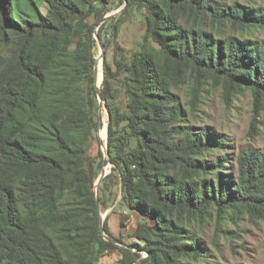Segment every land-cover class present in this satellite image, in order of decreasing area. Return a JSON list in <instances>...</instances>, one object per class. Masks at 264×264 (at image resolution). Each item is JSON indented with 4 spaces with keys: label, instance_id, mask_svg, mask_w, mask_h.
<instances>
[{
    "label": "trees",
    "instance_id": "1",
    "mask_svg": "<svg viewBox=\"0 0 264 264\" xmlns=\"http://www.w3.org/2000/svg\"><path fill=\"white\" fill-rule=\"evenodd\" d=\"M224 1L126 0L143 10V33L137 52L116 49L102 62L105 160L100 148L90 154L102 128L94 33L113 0H0V264H98L114 251L118 264L136 263L139 254L100 232V211L117 199L116 208L139 216L129 236L147 253L138 264L201 263L207 255L185 226L211 215L221 234L244 216L264 221V149L237 155L235 181L214 174L205 155L221 139L187 125L177 95L188 86L194 111L205 82L226 103L249 91L256 131L264 41L253 31L264 16ZM124 14L99 25L105 51L106 31L115 38ZM108 163L97 203L94 184ZM117 218L122 228L126 218ZM103 231L120 241L106 220Z\"/></svg>",
    "mask_w": 264,
    "mask_h": 264
},
{
    "label": "rangeland",
    "instance_id": "2",
    "mask_svg": "<svg viewBox=\"0 0 264 264\" xmlns=\"http://www.w3.org/2000/svg\"><path fill=\"white\" fill-rule=\"evenodd\" d=\"M232 3L241 4L248 10L258 9L261 15L264 16V0L224 1V5H231ZM110 8L112 11L106 16L117 19L124 11L125 14L122 16L115 38L111 37L110 30L106 31L108 40L106 51L103 48L102 41H96L94 53L96 63H98L100 81L102 78L100 68L103 62L102 58L105 57L109 62H112L116 49L123 50V53L131 56L138 51L143 33L142 9L136 5L128 7L127 2L119 5L118 0H113ZM41 11L46 12L45 5L41 6ZM98 28H95L96 32ZM253 38L257 41H264V28L254 30ZM177 95L180 99V105L185 111L186 124L191 126L194 131L206 127L211 134L221 139L222 146L216 152L205 155L207 163L211 166L215 165L214 174L221 171L228 174L235 181L237 177V155L249 148L259 151L264 149V112H261L257 117L259 123L256 131H254L255 133H250L252 98L249 91H242L240 94L234 95L226 103L222 99L221 88H213L209 82H205L199 103L194 111H190L188 105V86L178 89ZM97 119L101 122L102 127L106 126L107 114L103 107L99 108ZM100 131L101 129L96 133V139L92 144L90 151L92 156L96 154L98 148L102 150L101 142L104 144L106 140V137L101 138ZM108 167L107 165L104 168L106 172L109 170ZM97 181L98 179L94 184V191ZM118 200L108 210L100 211L102 221H107L112 235L120 240L117 241L120 247L139 254V261L142 263L146 260L147 253L134 248L132 245L138 243V241L129 237L139 221V216L124 213L122 209L116 208ZM114 208L116 209L113 210ZM119 215L126 218L122 228L119 227L118 223L117 216ZM185 227V234L188 238L199 240L203 251L207 255V258H202L201 263L198 264H264V221L249 220L247 216H244L237 225L230 224L226 229L228 231L226 234L216 231L214 215L210 216L207 223L202 225L191 223ZM119 259V253L114 251L104 255L98 261V264H118Z\"/></svg>",
    "mask_w": 264,
    "mask_h": 264
},
{
    "label": "water",
    "instance_id": "3",
    "mask_svg": "<svg viewBox=\"0 0 264 264\" xmlns=\"http://www.w3.org/2000/svg\"><path fill=\"white\" fill-rule=\"evenodd\" d=\"M124 4H126V0H124ZM111 16H105L104 18H103V20L101 21V23H103L106 19H108V18H110ZM100 23V24H101ZM99 24V25H100ZM99 25L97 26V27H99ZM94 38H95V40L96 41H98L99 42V38L97 37V32H96V29H95V33H94ZM102 60H103V58H102ZM98 63H96L95 64V66H94V69H93V75H94V79H95V86H96V94H97V99H98V101H99V104H100V108H102L103 107V102H102V100H101V97H100V91H99V87H100V84H101V82H102V78H101V81H100V83L98 84V82H97V79H98ZM100 68H101V75H102V63H101V65H100ZM104 109H105V107H104ZM106 110V109H105ZM106 114H107V120L109 119V115H108V113L106 112ZM107 128H108V122L106 123V140H105V143L103 144L102 142H101V148H102V153H103V156H104V159L105 160H108L109 159V156H108V152H107V150H108V147H107ZM98 131H99V129H98ZM98 131H97V133H98ZM108 168H109V170L106 172L104 169H103V171H102V173H101V175H100V177L98 178V181H97V183H96V188H95V191H94V196H95V199H96V202L98 203V194H97V189H98V186H99V184H100V182H101V180L105 177V176H107L109 173H110V168H111V164L110 163H108ZM100 225H99V228H100V232H101V234H102V237L104 238V240L105 241H109V242H113V243H115L116 245H119L120 246V244L116 241V240H114V239H112V238H110V237H108L105 233H104V231H103V221H102V218H101V215H100ZM140 261L138 260L136 263H134V264H138Z\"/></svg>",
    "mask_w": 264,
    "mask_h": 264
},
{
    "label": "bare ground",
    "instance_id": "4",
    "mask_svg": "<svg viewBox=\"0 0 264 264\" xmlns=\"http://www.w3.org/2000/svg\"><path fill=\"white\" fill-rule=\"evenodd\" d=\"M97 82H98V84L100 83L99 72H98V79H97ZM100 136H101V138H103V139L106 137V126H103V127L101 128Z\"/></svg>",
    "mask_w": 264,
    "mask_h": 264
}]
</instances>
